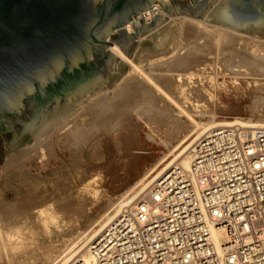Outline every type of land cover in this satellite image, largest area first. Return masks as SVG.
<instances>
[{
	"label": "rangeland",
	"instance_id": "1",
	"mask_svg": "<svg viewBox=\"0 0 264 264\" xmlns=\"http://www.w3.org/2000/svg\"><path fill=\"white\" fill-rule=\"evenodd\" d=\"M219 1L216 0L201 18H194L187 15H176L169 0H162L165 5L170 6L173 16H169L159 3V9L154 15H162L167 20L142 36L143 23H150L151 15L149 18H141V24L137 15H133L129 24L130 31L127 32L133 34L135 37L133 41L137 44L129 59L146 69L152 66L150 73L154 74L153 77L167 85L169 78L176 71L170 65L173 59L169 56L173 50L179 48V56L186 60L185 68H179V70L188 71V69L197 67L196 72H193V77L200 80L202 78L201 81L210 87L206 111L200 114V117H195L198 123H206L209 118L215 122L234 120L256 122L260 118L264 120V110L260 114L251 108L255 103V98L264 95V78L245 77L244 74L248 70L243 67L240 69L239 64L240 66L243 64L232 58L227 65L224 59L233 57V54L226 48H222L225 45L220 44L222 37H219L217 31L225 28L223 33L231 34L233 37L231 39L238 38L242 43L246 42V39L249 41L246 42L249 43L247 45L255 39L256 43L264 45V42L257 40H264V38L205 21ZM143 12L145 11L140 13ZM110 35L114 33L110 32L105 40H109ZM151 35L154 38H151ZM229 48L233 50V47L229 46ZM107 50L109 47L105 49V52ZM253 50L256 52L255 46ZM110 54L122 61L117 55ZM237 65L238 67H235ZM227 68L228 72L223 71ZM229 71L232 75H228ZM129 76V65H127L124 75L115 84L93 91L83 102L59 119L50 130L52 133H48L52 142V148L48 152L52 153L46 150L44 154L38 155L37 148H32L35 141L41 140L37 139L27 145L25 154L21 153L22 156L18 157L21 155L19 154L0 164V208L3 206L1 203L4 202L9 206L13 205L16 209V214H12V219L10 218L9 221H14L23 215L30 218L33 214L36 216L40 206L51 209L52 212L59 211L67 217L66 222L61 223L56 228L57 230H52L49 237L45 239L51 252L61 254L60 258L67 254V251L63 252V248L65 249L71 240L76 241L74 248L82 243L79 239L80 233L84 232L86 226L105 210L108 203L131 189L137 181L144 177L146 170L155 164L158 165L164 156L166 161L171 160L173 155L180 150V142L190 129L187 123L188 125L185 124L178 131L173 129L171 133H167L162 126H159L162 132L156 133L153 129L152 134L155 141L152 142L148 135L152 131L149 129V124L142 118L137 119L138 114L127 109L124 115L118 116L117 122L112 124V127L106 126V120L101 119H98L99 124L87 125V131L82 134V139L79 138L77 141H73L65 131L53 133L54 128L64 119L78 111V114L81 113V108L86 106L91 98L101 96L102 93L111 97L115 88L118 85L124 86L123 80ZM258 84L260 90L254 89ZM126 102L129 106L131 105L128 100L117 103L115 112L110 115H115ZM195 136L196 134L191 136L188 142L193 141ZM165 163H160L157 168H161ZM28 237L23 233L24 239ZM0 250V264H41L40 258L34 259L37 263L29 262L30 259H27L24 250L13 251L10 258L4 255L1 248ZM39 251L41 254L43 248L39 247ZM37 256L35 252V257ZM59 259L55 264H59Z\"/></svg>",
	"mask_w": 264,
	"mask_h": 264
},
{
	"label": "water",
	"instance_id": "2",
	"mask_svg": "<svg viewBox=\"0 0 264 264\" xmlns=\"http://www.w3.org/2000/svg\"><path fill=\"white\" fill-rule=\"evenodd\" d=\"M155 1L0 0V164L124 75L127 65L105 49L116 44L131 58L137 42L125 26L133 15L141 24ZM215 1L169 0L176 15L194 18ZM150 14L141 36L167 20ZM205 21L264 38V0H220Z\"/></svg>",
	"mask_w": 264,
	"mask_h": 264
},
{
	"label": "built area",
	"instance_id": "3",
	"mask_svg": "<svg viewBox=\"0 0 264 264\" xmlns=\"http://www.w3.org/2000/svg\"><path fill=\"white\" fill-rule=\"evenodd\" d=\"M89 249L94 264H264V129L232 125L200 135L189 169L169 168Z\"/></svg>",
	"mask_w": 264,
	"mask_h": 264
},
{
	"label": "bare ground",
	"instance_id": "4",
	"mask_svg": "<svg viewBox=\"0 0 264 264\" xmlns=\"http://www.w3.org/2000/svg\"><path fill=\"white\" fill-rule=\"evenodd\" d=\"M146 11L148 10H145V12ZM141 14L142 13H139L140 17ZM129 24H126L125 26V30L128 32L130 31ZM223 29L225 28H221L217 31L219 37H222L220 44L225 45L222 48H226L227 51L233 54V57L224 59L225 63H227L232 58V60H236L239 63L243 64L241 66L239 64L240 69H242L241 67H243L244 69L248 70V72L244 74L245 77L253 76V78H264V45L256 43V39L254 41L251 39L252 41L250 45H247L249 43L246 42L249 41L246 39V42L244 43H242L238 38V40L231 39L232 35H228L225 32L223 33ZM257 40L264 42V40L261 39ZM229 46L233 47V50H230ZM254 46L256 52H254L253 50ZM248 47L250 49H248ZM109 50L110 53L117 55L124 63H127V65H129L130 76L123 80L124 86L118 85L112 92L111 97H108L107 94L102 93L101 96H98L96 98L94 97L93 99L91 98L86 106L84 105V107L81 108V113L78 114L79 111L74 115H72V113V116L64 119V121L60 125L54 128L53 133L65 131L66 133H68V135H70L73 141H77L79 138L82 139V134H85V132L87 131V125L89 126L91 124H99L98 119H101L106 120V126L112 127V124H115L117 122L116 119L118 118V116L124 115V112H126L127 109H131L138 114L137 119L142 118L149 124V129H152V131H150L148 135L149 139L152 142L155 141L152 134L153 129L156 133H161V129L164 128L165 132L171 133V130L175 129L176 131H178L188 123L190 129L187 131V134L183 136V139L181 138L182 141L180 142L179 146L180 150L178 149L179 151L177 152V154L173 155V158L169 161H166L167 159L165 158V156L163 158L161 157L162 159L160 160L161 162L159 161V164L166 162L161 168H157L159 164H155L153 167L146 170L147 172L144 177L137 181V183L131 189L120 195V197H118L114 201L108 203L105 207V210L101 214H98L97 218L95 217V219H93L92 222H90L86 226V230L80 233V235L78 233L80 237L78 238L82 241V243L78 247L74 248L76 241L74 240L72 242L71 240L72 243L70 242L69 245H66L65 249L63 248V252L67 251V254H65L61 258V254H54L52 253L53 251L51 252L45 239L49 237V235L52 233V230L58 228L61 223L63 224L66 222V216L61 214V212L59 211L52 212L51 209H45L40 206L38 207L39 210L37 211L36 216L33 214V216H31L30 218L27 215H23L22 217H17L14 221H9V219L13 216L12 214H16V209L13 205L9 206L8 203L2 202L1 204L3 206L0 208V248L4 252V255L7 256V258L11 257L10 255L13 251H18L21 249L25 251V253L27 254L26 257L28 260L30 259L29 262L31 263H37L34 259L40 258L39 261L41 262V264H55L56 260L60 258L59 264H94V257L90 252L89 247L101 234L105 226L120 213L122 208L134 206L137 200L143 194H145L148 188L155 181H157L158 178L169 168L177 165L183 169H189L190 149L192 147V143L200 135L213 128L227 127L232 125H241L250 128L264 129V120H260L261 118L256 122L250 120H245L246 122L235 120L215 122L211 118H207L208 120L206 123H198L195 120V117H200V114L205 113L207 108V101L210 96V87L209 85L207 86L203 81H201L202 78L200 80L193 77V72H196L197 67L196 69H188V71L179 70V68H185L184 65L186 64V60L182 59L179 56V48L173 50L171 55L169 54V57L173 59L172 62H170V65H172L175 68L174 71H176L175 74L169 78V83H167V85L165 84L166 86L164 85V83L154 78V74H151L152 72L150 73V71H152V66L150 67L151 69H146V67L143 68L139 63L137 64L132 62L121 52L119 47L116 45L110 46ZM150 63L152 64V62ZM235 67H238V65ZM222 68L224 69V67ZM223 71L228 72V68L227 70ZM228 75H232V72H230ZM259 86V84L257 87L254 86V89L260 90ZM127 100L131 104L130 106L126 102V104L121 106L120 110L116 112L115 115H110L111 113H114L116 110L115 108H117V106L115 107V104L121 102L123 103ZM252 105V110L260 114L263 113L264 95L255 98V103ZM159 126H162V128H160ZM53 127L54 125L52 126V128ZM52 128L50 130H52ZM50 130L46 134L37 138L38 140H41H39V142L35 141L36 143L34 142L32 146L33 149L37 148L38 155H42L46 150L48 152V150H51L52 148V142L50 138L51 136H49L48 134ZM195 134L196 136L194 140H190L191 142H188L189 138ZM20 156H22V154L18 157ZM90 194L92 195V193ZM69 218L71 217L69 216ZM23 233L27 234L29 237L27 239H24ZM221 236V232H219L217 229L212 230V239L216 246L219 243L218 237ZM39 247L43 248L41 254L39 251ZM60 250L62 251V249ZM35 252L36 255H38L37 257H35Z\"/></svg>",
	"mask_w": 264,
	"mask_h": 264
},
{
	"label": "flooded vegetation",
	"instance_id": "5",
	"mask_svg": "<svg viewBox=\"0 0 264 264\" xmlns=\"http://www.w3.org/2000/svg\"><path fill=\"white\" fill-rule=\"evenodd\" d=\"M37 103H42V102H38V101H36Z\"/></svg>",
	"mask_w": 264,
	"mask_h": 264
}]
</instances>
